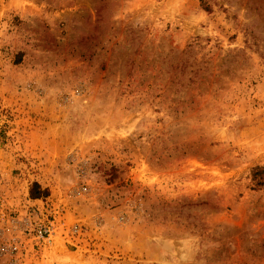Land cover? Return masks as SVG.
I'll list each match as a JSON object with an SVG mask.
<instances>
[{
    "label": "rangeland",
    "instance_id": "374dc122",
    "mask_svg": "<svg viewBox=\"0 0 264 264\" xmlns=\"http://www.w3.org/2000/svg\"><path fill=\"white\" fill-rule=\"evenodd\" d=\"M262 170L264 0H0V264H264Z\"/></svg>",
    "mask_w": 264,
    "mask_h": 264
},
{
    "label": "built area",
    "instance_id": "2783aa9c",
    "mask_svg": "<svg viewBox=\"0 0 264 264\" xmlns=\"http://www.w3.org/2000/svg\"><path fill=\"white\" fill-rule=\"evenodd\" d=\"M10 224V230L19 231L20 236L16 235V237H12L6 242H3V233L0 232V257L8 256L9 261H13L12 259L19 253L22 244L25 243L31 244L34 246L44 245L50 242V239L54 236L56 232V225L54 222L51 223H40L34 224L30 229V223L23 224L22 222H18L16 220L8 221ZM72 234L77 233V229L75 227L71 230ZM27 234V239H23L22 236ZM27 240V241H26ZM11 259V260H10Z\"/></svg>",
    "mask_w": 264,
    "mask_h": 264
},
{
    "label": "trees",
    "instance_id": "16d2710c",
    "mask_svg": "<svg viewBox=\"0 0 264 264\" xmlns=\"http://www.w3.org/2000/svg\"><path fill=\"white\" fill-rule=\"evenodd\" d=\"M262 171H264V170H262ZM258 172H261V170L258 171V169H255V170L253 171V178L256 176V174H257ZM33 195H35V193H33Z\"/></svg>",
    "mask_w": 264,
    "mask_h": 264
}]
</instances>
